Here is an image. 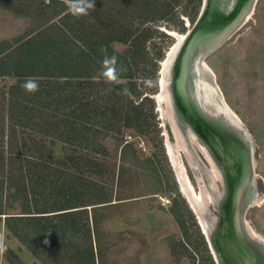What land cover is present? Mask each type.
<instances>
[{
	"label": "trees",
	"instance_id": "1",
	"mask_svg": "<svg viewBox=\"0 0 264 264\" xmlns=\"http://www.w3.org/2000/svg\"><path fill=\"white\" fill-rule=\"evenodd\" d=\"M170 2L179 0H95L87 16L75 17L67 0H0V9L30 22L22 36L0 41V220L42 264L101 262L93 241L115 205L109 204V186H120L130 171L123 165L116 173L98 158L109 156L103 142L111 134L121 136L122 146V128L144 135L153 126L145 111L152 101L136 103L130 96L142 95L134 72L145 71L146 43L155 32L145 25L164 18L175 22ZM200 2L187 0L194 15ZM117 44L129 45L130 52L120 53ZM113 55L119 79L107 81L102 61ZM29 77L39 84L34 93L22 87ZM6 78L15 83L5 86ZM58 144L62 155L54 151ZM128 151L136 162L129 143L123 144L121 161ZM155 162L145 163L157 174ZM176 200L171 212L187 237ZM91 206L96 207L89 213ZM4 256L23 264L7 247ZM205 261L214 264L210 255Z\"/></svg>",
	"mask_w": 264,
	"mask_h": 264
},
{
	"label": "rangeland",
	"instance_id": "2",
	"mask_svg": "<svg viewBox=\"0 0 264 264\" xmlns=\"http://www.w3.org/2000/svg\"><path fill=\"white\" fill-rule=\"evenodd\" d=\"M170 5L175 22L164 18L145 25L155 32L146 43L148 63L145 71L134 72V83L142 95L137 100L130 96L136 103L145 97L152 101V108L147 104L145 111L151 117L150 121L154 127H150L144 135L126 128L121 129L124 143L132 145L136 162H132L131 151L125 153V162L121 161L124 143L118 146L117 139L121 136L112 134L103 142L109 156L105 159L98 158L104 165L113 167L116 173L119 167L124 165L125 171H130V174L125 175L120 186L116 183L108 185L111 191L109 204L115 205L105 213L107 219L101 225L98 242L93 238L94 251L100 249L102 255L101 262L97 261L96 264H207L205 261L207 255L213 260L206 241V247L202 246L199 234L204 240L205 238L198 224L200 215L181 190L178 171H183L185 177L189 179L197 199L194 204L198 210L202 211V214L204 210L210 218L217 215L214 200L215 195L222 192V184L214 174L213 169H217L206 159L201 143L189 138L188 142L184 140L185 145L181 143L179 133H182V128L179 129L172 119L167 91L161 87L162 62L176 43L172 33L185 34L196 20L200 7L194 15L193 5L188 4L187 0H179L177 4L170 2ZM143 7L142 5L141 11ZM245 20L243 21L245 23L242 22L219 47L205 57L203 62L212 72L213 81L225 104L239 120L252 143L253 192L243 217L249 231L263 240L264 0L254 1L252 11ZM189 23L191 25L188 28ZM134 24L140 28V22L135 21ZM29 27L28 19L0 9V41H11L22 36L30 29ZM115 49L124 54L130 52L129 45L117 44ZM12 81L5 79L2 83L7 86V83ZM167 138L173 148L175 165L167 148ZM54 151L57 155L63 153L59 144ZM148 159L156 161L157 174L151 173L148 164L145 163ZM95 180L99 182V179ZM105 186L107 187L106 184ZM118 196L122 199L117 200ZM174 198L185 213L183 218L188 229L187 237L171 212ZM93 207L96 206L87 207L89 213ZM2 219L0 264H11L4 256L6 247L12 250L23 264H42L33 253L7 232Z\"/></svg>",
	"mask_w": 264,
	"mask_h": 264
},
{
	"label": "water",
	"instance_id": "3",
	"mask_svg": "<svg viewBox=\"0 0 264 264\" xmlns=\"http://www.w3.org/2000/svg\"><path fill=\"white\" fill-rule=\"evenodd\" d=\"M254 1L203 0L164 81L173 120L199 140L220 175L216 217L193 204L215 264H264V240L249 231L243 217L253 192V146L203 62L241 25Z\"/></svg>",
	"mask_w": 264,
	"mask_h": 264
},
{
	"label": "bare ground",
	"instance_id": "4",
	"mask_svg": "<svg viewBox=\"0 0 264 264\" xmlns=\"http://www.w3.org/2000/svg\"><path fill=\"white\" fill-rule=\"evenodd\" d=\"M252 8H253V4H252ZM252 8H251V10H250V12L247 14V16L245 17L246 18V20H247V17L250 15V13H251V11H252ZM245 20V21H246ZM243 23H245V22H243ZM190 29V28H189ZM174 36H175V38H176V43H175V45L171 48V50L166 54V59H165V61L164 62H162V73H161V75H162V79H161V84H162V88L164 87V81H165V79H166V74H167V71H168V69H169V64H170V61L172 60V58L174 57V55H175V53L177 52V49H178V47H179V45H180V43H181V41L184 39V37H185V34H182V35H179V34H176V33H172ZM163 81V82H162ZM166 96H168V94L166 95ZM168 99H169V96H168ZM173 119V118H172ZM176 127V126H175ZM178 127V126H177ZM176 127V128H177ZM179 128V127H178ZM180 129V128H179ZM182 131V133H179V138L181 139V143H183L184 145H185V143H184V140H186L187 141V139L189 138L190 140L191 139H193V141L196 139L195 138V136L187 129V128H182L181 129ZM179 132H180V130H179ZM182 135H183V137H182ZM177 136V135H176ZM196 140H198V139H196ZM189 141V140H188ZM187 141V142H188ZM199 141V140H198ZM166 143H167V148H168V150H169V154H170V156H171V159H172V161H173V163H174V165H175V163H176V161H174V153H173V148H172V146H171V143L169 142V139L167 138V141H166ZM202 145V144H201ZM201 149H202V151H203V153H204V155H205V157H206V159L214 166V164H213V162L211 161V159H210V157H209V155H208V153H207V151H206V149L203 147V145L201 146ZM212 166V167H213ZM177 169V168H176ZM214 170V174H215V176H217L218 178H220V176H219V173L217 172V170H215V169H213ZM216 171V172H215ZM213 174V173H212ZM217 174V175H216ZM178 177H179V184H180V188H181V190L183 191V193L186 195V197H188L189 198V201H190V204L191 205H193L194 203H195V200L197 201V199L195 198V192H194V190H193V187H192V185H191V183H190V181H189V179L187 178V177H185V175H184V173H183V171H178ZM211 178V177H210ZM220 181V180H219ZM193 207V206H192ZM200 218V217H199ZM200 221V220H199ZM203 230L205 231V229L203 228ZM259 237V236H258ZM260 239H262L261 237H259ZM264 240V239H263Z\"/></svg>",
	"mask_w": 264,
	"mask_h": 264
},
{
	"label": "clouds",
	"instance_id": "5",
	"mask_svg": "<svg viewBox=\"0 0 264 264\" xmlns=\"http://www.w3.org/2000/svg\"><path fill=\"white\" fill-rule=\"evenodd\" d=\"M95 5V0H67V6L69 12L75 17L87 16L89 10L93 9ZM117 57L105 56L102 61L101 75L107 81H117L119 79L118 69H117ZM22 87L31 93H34L38 90L39 84L37 78L29 77L27 78Z\"/></svg>",
	"mask_w": 264,
	"mask_h": 264
},
{
	"label": "flooded vegetation",
	"instance_id": "6",
	"mask_svg": "<svg viewBox=\"0 0 264 264\" xmlns=\"http://www.w3.org/2000/svg\"><path fill=\"white\" fill-rule=\"evenodd\" d=\"M202 1L203 0H201V4H200V11H201V6H202ZM200 11H199V13H200ZM199 15V14H198ZM198 17V16H197ZM197 19V18H196ZM195 21L196 20H194V22H193V24L191 25L190 23L188 24V28L190 27V25H191V27L194 25V23H195ZM191 27H190V29H191ZM190 29H188V30H190ZM224 41H222L221 43H223ZM221 43L217 46V47H219L220 45H221ZM217 47H215V48H217ZM209 55V54H208Z\"/></svg>",
	"mask_w": 264,
	"mask_h": 264
},
{
	"label": "crops",
	"instance_id": "7",
	"mask_svg": "<svg viewBox=\"0 0 264 264\" xmlns=\"http://www.w3.org/2000/svg\"><path fill=\"white\" fill-rule=\"evenodd\" d=\"M6 80H13L12 83H7V86L13 85L15 83L14 78H6Z\"/></svg>",
	"mask_w": 264,
	"mask_h": 264
}]
</instances>
